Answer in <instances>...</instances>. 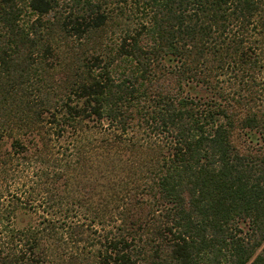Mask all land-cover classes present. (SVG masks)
I'll list each match as a JSON object with an SVG mask.
<instances>
[{
  "label": "trees",
  "instance_id": "16d2710c",
  "mask_svg": "<svg viewBox=\"0 0 264 264\" xmlns=\"http://www.w3.org/2000/svg\"><path fill=\"white\" fill-rule=\"evenodd\" d=\"M113 19L115 47L56 76L57 29L89 43ZM5 139L0 174L35 169L44 217L0 264H264V0H0ZM84 152L128 162L104 187L120 202L135 183L120 225L76 217Z\"/></svg>",
  "mask_w": 264,
  "mask_h": 264
},
{
  "label": "rangeland",
  "instance_id": "374dc122",
  "mask_svg": "<svg viewBox=\"0 0 264 264\" xmlns=\"http://www.w3.org/2000/svg\"><path fill=\"white\" fill-rule=\"evenodd\" d=\"M118 22V19H113V21L109 23L105 29L101 30L105 31L103 36L98 39L95 38V41L91 40L89 43H85V40L81 42L76 38L70 37L67 34L62 33V30L59 28L57 31L55 30L56 32L54 37L56 38L54 48L56 54L54 55L52 63H57L56 69L58 72L55 73L56 76L61 77L60 72L63 67L72 61L73 56L77 53H82L84 50L93 48L91 50H94V52L102 51L104 54L108 51V48L115 47L118 37L120 36V31H122V28L119 27L121 22ZM10 144L11 140L5 139L3 142L1 141L0 161H3L4 157H6V153L11 150ZM126 155L128 154H124V157H126ZM116 161L117 164H115V166L112 165L111 167L106 168L103 164H107L101 159V157L95 156V154L90 156L84 152L82 162H80L81 165H83L82 170H80L81 172L75 171L76 164L72 166L70 174L72 178L70 186V193L72 197H70V200L74 203L73 207L77 211L76 217L79 218L78 220H83L88 224H90V221H93V223L95 222V225H98V221L99 223H103L104 221L106 229L120 225L119 207L121 205V199L125 200L128 198V191L131 190L135 183L131 181L129 189H125L118 195L119 197L122 196V198L118 197L120 202L115 198L112 202V200L106 196L104 187H106L107 184L108 186H110V184L111 186L112 184L119 185V183L123 180V177L126 178L128 176V162L119 165L118 159ZM18 164L24 169L23 173H19L16 170L14 172V178H12L11 174H0L1 251L14 248L19 250L21 247L19 242L20 238H16V236L13 235V229H26L30 226L37 228L38 226H41L40 224H42V219L44 217L42 213L44 207L42 206L41 201H39L42 200L41 196L43 192L39 191V189L35 187L36 185L33 183L34 178H30L31 171L36 170L29 169V171H26L25 167L28 166L27 162L24 163L23 161H20ZM107 169H110L109 175L107 174ZM105 175H108L106 176L107 179L103 178ZM97 177L101 178V180H93V178ZM88 180H91V182L88 183ZM60 184V186H64L65 180L60 181ZM57 191L60 194L64 193L63 188H58ZM112 194L116 195L114 192H112ZM12 205H18L15 216H13L11 220H7L5 218L2 220L1 217L5 214L4 209H7ZM88 211H90V213ZM95 211H97V214L99 213L101 216L99 218L96 216L94 221L92 219L95 216ZM77 251H81L82 254L91 252L88 246L86 248H82V246H80ZM37 258L38 256L33 259L37 260Z\"/></svg>",
  "mask_w": 264,
  "mask_h": 264
}]
</instances>
